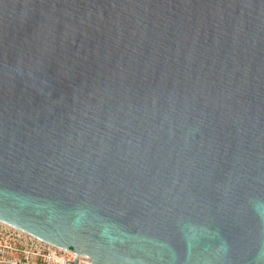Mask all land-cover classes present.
Instances as JSON below:
<instances>
[{
    "label": "water",
    "instance_id": "water-1",
    "mask_svg": "<svg viewBox=\"0 0 264 264\" xmlns=\"http://www.w3.org/2000/svg\"><path fill=\"white\" fill-rule=\"evenodd\" d=\"M0 223L91 264H264V0H0Z\"/></svg>",
    "mask_w": 264,
    "mask_h": 264
},
{
    "label": "built area",
    "instance_id": "built-area-1",
    "mask_svg": "<svg viewBox=\"0 0 264 264\" xmlns=\"http://www.w3.org/2000/svg\"><path fill=\"white\" fill-rule=\"evenodd\" d=\"M91 259L65 252L0 223V264H91Z\"/></svg>",
    "mask_w": 264,
    "mask_h": 264
}]
</instances>
